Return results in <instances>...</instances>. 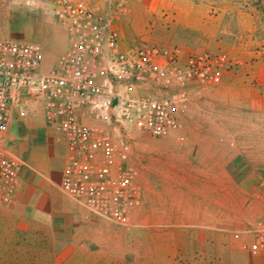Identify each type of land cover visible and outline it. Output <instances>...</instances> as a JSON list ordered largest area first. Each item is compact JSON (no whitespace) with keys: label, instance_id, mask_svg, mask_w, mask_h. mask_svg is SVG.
Instances as JSON below:
<instances>
[{"label":"rangeland","instance_id":"obj_1","mask_svg":"<svg viewBox=\"0 0 264 264\" xmlns=\"http://www.w3.org/2000/svg\"><path fill=\"white\" fill-rule=\"evenodd\" d=\"M85 1L108 20L121 49L154 44L176 48L180 61L196 51L221 52L226 58L215 68L213 83L172 80L168 86L185 99L179 108L181 125L169 133L181 134L180 143L189 134L208 138L186 140L189 147L178 153L186 162L152 172L154 184H199L210 176L216 184L232 180L264 187V0ZM0 39L37 40L52 58L70 43L43 0H0ZM157 91L143 84L135 93ZM109 131L125 135L135 154L142 199L128 223L103 219L102 226L69 231L67 223L50 221L25 205L0 204V264H245L253 253L243 247L244 221L224 218L220 205L214 221H145L143 162L159 152L161 141L132 125ZM230 147L244 166L240 174L229 170ZM213 154L215 172H208L198 156L212 162Z\"/></svg>","mask_w":264,"mask_h":264},{"label":"built area","instance_id":"obj_2","mask_svg":"<svg viewBox=\"0 0 264 264\" xmlns=\"http://www.w3.org/2000/svg\"><path fill=\"white\" fill-rule=\"evenodd\" d=\"M69 36V45L40 72L42 46L37 40L0 39V204L9 202L22 161L6 153L12 119L26 115L30 98L41 100L43 115L71 148L62 167L60 188L96 217L128 223L140 202L136 167L125 135L109 129L132 125L152 136L179 128L184 95L168 86L177 82L213 83L221 52L196 51L179 60L176 48L154 44L118 46L116 31L85 0H43ZM151 84L155 94H137ZM102 119L87 125L77 114ZM262 189L264 187L262 186ZM263 214L242 228L243 247L264 251V194H257Z\"/></svg>","mask_w":264,"mask_h":264},{"label":"crops","instance_id":"obj_3","mask_svg":"<svg viewBox=\"0 0 264 264\" xmlns=\"http://www.w3.org/2000/svg\"><path fill=\"white\" fill-rule=\"evenodd\" d=\"M42 51L43 57L38 69L40 72L44 71L58 57V55L54 58L50 57L45 46L42 47ZM77 119L87 125L102 126L104 124L102 119L81 113L77 114ZM154 137H159V141H161L159 152L148 155L143 162L145 179L142 195L145 221L150 224L190 219L214 221L217 210H220V205L223 208L224 218H227L225 217L227 215L238 217L240 221L241 219L244 221L242 225L244 227L247 222L263 214V207L257 194L264 193L259 184H232V180H230V184H216L210 176L199 184H175L169 183V181H165V184L162 182L154 184L152 172H167L169 166L171 167L169 170H172L177 165L185 163L186 158L180 157L178 153L189 147L190 144L186 142L204 141L208 136L189 134L185 136L187 141L182 143L178 141L179 137H182L181 134L167 133ZM3 146L7 154L22 161L19 183L9 200L11 204L25 205L33 213L49 218L50 221L55 219L58 222L67 223L69 231L72 227L81 230L82 227L90 228L104 224L102 218L87 213L69 194L61 190L62 167L71 148L65 144L60 132L46 121L40 99L30 98L26 107V115L11 120L6 138L3 140ZM204 147L203 144H197L198 149ZM233 149L230 147L229 170L240 174L241 167L244 166L240 165L239 160H236L237 152ZM214 157L213 154L211 162L204 160L199 155L197 162L206 165L208 172H215ZM131 161L136 167L135 154ZM187 162L190 163L189 160ZM133 181L140 189L139 183L136 181V174ZM221 188H224V191L219 193ZM141 199L140 189L139 204H141ZM136 209L134 207L130 211L131 216ZM146 236L151 240L152 232L149 231ZM245 264H264V251L249 255Z\"/></svg>","mask_w":264,"mask_h":264}]
</instances>
